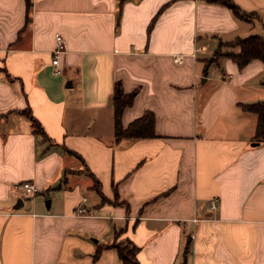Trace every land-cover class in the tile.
Here are the masks:
<instances>
[{"label":"crops","instance_id":"obj_1","mask_svg":"<svg viewBox=\"0 0 264 264\" xmlns=\"http://www.w3.org/2000/svg\"><path fill=\"white\" fill-rule=\"evenodd\" d=\"M31 1L28 19L0 0V264H123L121 229L141 264H264V137L243 107L264 100V61L224 55L264 37V0H234L244 18L217 0ZM119 81L138 89L123 125L153 111L154 136L116 138Z\"/></svg>","mask_w":264,"mask_h":264},{"label":"trees","instance_id":"obj_2","mask_svg":"<svg viewBox=\"0 0 264 264\" xmlns=\"http://www.w3.org/2000/svg\"><path fill=\"white\" fill-rule=\"evenodd\" d=\"M219 3L230 7L234 13L244 18L247 13L244 12L234 0H217ZM31 0H26L27 6V18L29 19V13L31 9ZM155 19L153 20L154 23ZM152 23V24H153ZM232 44L240 46L238 52H227L224 55H228L233 58L240 66H244L249 61L255 58L262 59L264 61V37L259 34H252L247 37H238ZM138 93V89L132 92H125L122 82L115 84L114 90V117H115V135L117 139L124 137H149L155 135V114L153 111H146L141 117L133 120L127 127L122 123V115L125 108L133 103L135 96ZM243 107L247 110L257 112L259 114V123L257 127V136L264 137V100L256 103L243 104ZM23 112L32 119V123L35 131H42V127L37 119H35L29 109L23 110ZM6 114H0V118ZM123 229L119 230L116 234V240L112 244L119 252L123 264H141L138 259V252L140 246L137 245L132 239L126 237L119 239V236L123 233ZM99 253L95 254L97 257Z\"/></svg>","mask_w":264,"mask_h":264},{"label":"built area","instance_id":"obj_3","mask_svg":"<svg viewBox=\"0 0 264 264\" xmlns=\"http://www.w3.org/2000/svg\"><path fill=\"white\" fill-rule=\"evenodd\" d=\"M65 50H66L65 38L61 34L58 33L56 35V46L52 52V54H53L52 63L57 67L55 69V72L57 74H61L63 72V69L59 68L58 64L60 62V57H61L62 53L65 52ZM175 59L178 62L182 61L181 56H176ZM16 188L18 190H20L21 192H23V194H34V193H37L39 191L38 186L31 180H25V181H22V182L16 184ZM219 201H220L219 197H215L212 200V204H211L212 208H216L219 205ZM85 211H86V208L84 206H79L77 208V213H79V214H84Z\"/></svg>","mask_w":264,"mask_h":264},{"label":"rangeland","instance_id":"obj_4","mask_svg":"<svg viewBox=\"0 0 264 264\" xmlns=\"http://www.w3.org/2000/svg\"><path fill=\"white\" fill-rule=\"evenodd\" d=\"M252 16H253V15H252ZM253 18H254V17H253ZM252 31H253L252 33H257V34H259V33H263L261 27H257L256 29H253ZM250 33H251V32H250ZM213 41H214V40H210V41H209L210 44L212 43V45L210 46V50H209V52H210V53H209V54H210V56H209L210 59L213 57V56H211V55H212V53H213V52H212V51H213V48L215 47V43H213ZM211 52H212V53H211ZM263 81H264V79H263Z\"/></svg>","mask_w":264,"mask_h":264},{"label":"water","instance_id":"obj_5","mask_svg":"<svg viewBox=\"0 0 264 264\" xmlns=\"http://www.w3.org/2000/svg\"><path fill=\"white\" fill-rule=\"evenodd\" d=\"M23 203V200L22 199H20L19 200V203L17 204V206L16 207H19L21 204Z\"/></svg>","mask_w":264,"mask_h":264}]
</instances>
